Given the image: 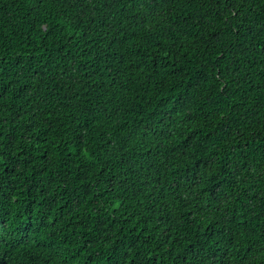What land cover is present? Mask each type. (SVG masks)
<instances>
[{"label": "trees", "instance_id": "trees-1", "mask_svg": "<svg viewBox=\"0 0 264 264\" xmlns=\"http://www.w3.org/2000/svg\"><path fill=\"white\" fill-rule=\"evenodd\" d=\"M0 264H264V0H0Z\"/></svg>", "mask_w": 264, "mask_h": 264}]
</instances>
